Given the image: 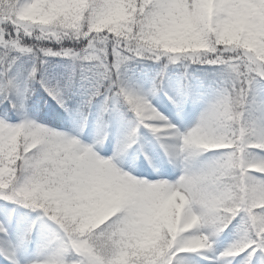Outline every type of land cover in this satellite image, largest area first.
Masks as SVG:
<instances>
[{"label":"snow or ice","instance_id":"1","mask_svg":"<svg viewBox=\"0 0 264 264\" xmlns=\"http://www.w3.org/2000/svg\"><path fill=\"white\" fill-rule=\"evenodd\" d=\"M202 262L264 264V0H0V264Z\"/></svg>","mask_w":264,"mask_h":264},{"label":"rangeland","instance_id":"2","mask_svg":"<svg viewBox=\"0 0 264 264\" xmlns=\"http://www.w3.org/2000/svg\"><path fill=\"white\" fill-rule=\"evenodd\" d=\"M193 119H194V114L188 118L187 123L188 124H191V122H192ZM152 145L153 146H157L155 144V142H153L152 144L148 145V147L150 148ZM229 238L230 237H228L227 235H221V237L218 240V246H223L224 244H226ZM202 264H206V262H202Z\"/></svg>","mask_w":264,"mask_h":264},{"label":"bare ground","instance_id":"3","mask_svg":"<svg viewBox=\"0 0 264 264\" xmlns=\"http://www.w3.org/2000/svg\"><path fill=\"white\" fill-rule=\"evenodd\" d=\"M155 151H159V148L155 149Z\"/></svg>","mask_w":264,"mask_h":264}]
</instances>
